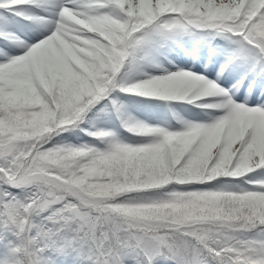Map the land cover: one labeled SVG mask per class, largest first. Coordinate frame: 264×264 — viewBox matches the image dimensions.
<instances>
[{"label": "snow or ice", "instance_id": "1", "mask_svg": "<svg viewBox=\"0 0 264 264\" xmlns=\"http://www.w3.org/2000/svg\"><path fill=\"white\" fill-rule=\"evenodd\" d=\"M0 10V264H264V99L233 91L247 79L264 96V0ZM16 17L29 33L8 28ZM184 35L217 41V79L156 61L160 41ZM225 71L240 75L231 88ZM121 94L205 115L149 124ZM98 112L140 139L97 127Z\"/></svg>", "mask_w": 264, "mask_h": 264}, {"label": "rangeland", "instance_id": "2", "mask_svg": "<svg viewBox=\"0 0 264 264\" xmlns=\"http://www.w3.org/2000/svg\"><path fill=\"white\" fill-rule=\"evenodd\" d=\"M2 24L3 20L0 18V25ZM8 28L12 31L25 33H29L31 30L30 22L20 17L12 19L8 24ZM176 42L177 45L174 48L169 41H164L163 44H157L155 49V59L158 63L170 70H175L176 67L189 68L194 72H201L212 79H217V73L219 72L220 65L223 63L224 59L222 53L215 50L217 41L213 40L211 43H208L198 37L184 35L179 37ZM208 67H210V69H207ZM144 70L153 73L161 71V69L153 66H146ZM231 73L233 74V77L228 84L222 82L223 76L225 77L227 74H230L228 71H225L219 76V83L225 88H231L232 84H235L236 80L240 79V75L237 72L233 71ZM257 83L260 84L261 81L258 80ZM233 91H235L237 97L243 95L246 98L250 97L254 91L253 93L260 97V99H264V96H261L260 93L256 91L255 85H253L251 91H249V80L247 79L244 80L242 84L238 85L237 89H233ZM236 91H239V94H236ZM141 99L142 101L149 103L150 106L148 109V115H145L146 119L144 120L149 124H159L165 127L174 126V128L179 127L177 124L174 125L170 123L171 121L166 115L165 103H168L170 109L185 120H198L205 115L204 110L184 101L168 102L160 99L158 101L150 102V98L142 97ZM248 99L251 100V98ZM140 108L144 113L145 106L142 105Z\"/></svg>", "mask_w": 264, "mask_h": 264}, {"label": "trees", "instance_id": "3", "mask_svg": "<svg viewBox=\"0 0 264 264\" xmlns=\"http://www.w3.org/2000/svg\"><path fill=\"white\" fill-rule=\"evenodd\" d=\"M164 42V41H163ZM162 41H160V44H163ZM172 45H175V41H169ZM157 47V46H156ZM160 48V47H158ZM142 97L140 96H134V95H127V94H121L120 95V101L123 103L125 107V112L126 114H131L134 117L139 118L140 120H145L146 116L148 115V109H149V103L142 101ZM151 101H158L160 100L159 98H150ZM166 104V115L170 119V123L172 124H178V119L181 118L179 117L174 111L170 109V107ZM145 106V112L143 113L141 110V106ZM94 123L97 127L99 128H104V129H110L114 132H116L121 138H128L130 140H138L140 139L139 137H131L129 133L125 132L123 128L120 126V120L116 117L115 113L112 112H98L94 115ZM174 128V126H171ZM83 139H89L88 137H83V134H81ZM71 139L74 141L77 139L76 136H71Z\"/></svg>", "mask_w": 264, "mask_h": 264}, {"label": "bare ground", "instance_id": "4", "mask_svg": "<svg viewBox=\"0 0 264 264\" xmlns=\"http://www.w3.org/2000/svg\"><path fill=\"white\" fill-rule=\"evenodd\" d=\"M207 69H210V67H208ZM232 77H233V74H232V73L227 74V76H225V77L223 76L222 82L228 84V83L231 81ZM253 92H254V91H253ZM253 92H252V94H253ZM234 93H235V91H234ZM236 94H239V91H236ZM251 96H252V95H251ZM251 96L248 97V98H251Z\"/></svg>", "mask_w": 264, "mask_h": 264}]
</instances>
